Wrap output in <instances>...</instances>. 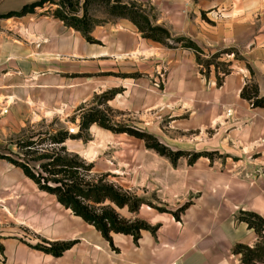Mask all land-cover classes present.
<instances>
[{
	"label": "rangeland",
	"instance_id": "obj_1",
	"mask_svg": "<svg viewBox=\"0 0 264 264\" xmlns=\"http://www.w3.org/2000/svg\"><path fill=\"white\" fill-rule=\"evenodd\" d=\"M83 1L76 3L78 13L83 12ZM127 1H134L154 23L170 22L176 27L171 31L173 36L183 35L185 0H174L176 18L172 20L168 9L171 0ZM89 11L95 22L103 19L97 15L110 13L105 3L97 0L89 2ZM168 40L175 45L144 37L142 43L128 47L123 54L119 53L123 48L109 46V56L103 57V62H81L79 72L53 78L47 87L34 79L31 108L15 111L16 125H0V153L21 157L15 141L26 134L46 135V131L54 133L62 127L77 132L81 114L94 104L105 110L111 123L151 132L173 149L208 150L210 154L192 163L188 156L174 163L148 146L144 138L113 131L97 122L91 125L87 140L77 137L65 141L69 152L94 163L92 177L108 179L144 198L137 211L116 206L121 215L153 223L159 216L164 220L174 217L171 211L185 203L188 206L180 211V219L175 218L182 224L198 219L199 225L221 214L224 223L230 220L232 230L225 227L219 235L226 250L219 257L223 262L245 264L234 246L239 241L251 240L254 244L258 236L238 215L240 209L263 211L264 187L255 186L264 182V163L255 166L253 157L240 156L237 146L231 143L229 150H224L219 147L223 143L215 139L214 126L203 127L209 92L194 75L198 70L209 76L211 70L205 74L207 69L197 57L191 60L197 53L193 49L184 50L182 42ZM226 47H202L201 59ZM230 59L237 58L225 51L217 58ZM110 89H117V93L105 100L103 93ZM80 222L82 218L59 203L55 194L40 188L20 166L0 157V264H7L1 247L3 239L14 237L37 248L33 245L55 241L47 236H55L57 227L63 229V235L84 234L86 230ZM229 242L231 247L225 248Z\"/></svg>",
	"mask_w": 264,
	"mask_h": 264
},
{
	"label": "crops",
	"instance_id": "obj_2",
	"mask_svg": "<svg viewBox=\"0 0 264 264\" xmlns=\"http://www.w3.org/2000/svg\"><path fill=\"white\" fill-rule=\"evenodd\" d=\"M34 1L37 0H0L3 127L16 125V110L31 108L34 79L39 81L38 85L47 87L53 78L62 79L64 74L79 72L81 62H103V57L109 56V46L123 48L119 52L123 54L145 37L130 18L107 13L96 16L103 19L95 22L91 31L102 43L89 41L81 30L54 15L60 0H45L24 14L3 15ZM168 9L170 20L175 19L174 0L168 3ZM182 19L183 35L201 47L235 46L245 57L232 59V70L221 84L215 68L209 76L196 70V81L206 84L209 92L203 127L214 126L215 139L223 143L219 147L224 150H229L231 143L237 146L240 156L253 157L255 166L264 163V107L253 106L241 96L242 87L252 75L247 62L252 65L264 94V0H185ZM161 23L170 31L176 29L170 22ZM196 57L194 53L191 60L196 61ZM263 184L255 187L263 188ZM260 212L264 215V209ZM175 218L174 215L164 220L159 216L149 222H161L156 233L143 228L138 240L132 233L112 231V242L82 218L84 234L63 235V229L57 227L55 236L45 235L54 240H74L61 255L27 246L14 237L3 239L1 244L7 264H233L219 257L226 252L219 235L225 227L232 230L230 220L224 223L222 215L216 214L213 220L198 225V219L182 224ZM226 247L230 248L231 243Z\"/></svg>",
	"mask_w": 264,
	"mask_h": 264
},
{
	"label": "trees",
	"instance_id": "obj_3",
	"mask_svg": "<svg viewBox=\"0 0 264 264\" xmlns=\"http://www.w3.org/2000/svg\"><path fill=\"white\" fill-rule=\"evenodd\" d=\"M45 0H37L24 5L20 10H12L5 14L20 15L34 9L37 4H42ZM79 0H60V6L53 11L64 21L81 30L89 41H100L91 35L95 20L89 13V2L84 0L82 3L83 12L80 15L78 5ZM107 5L108 11L113 15H121L130 18L137 24L142 35L148 38L159 40L168 45L175 44L169 41L182 42L185 47L193 48L197 52V60L202 63L208 74L211 70V64L214 63L218 83L223 82L226 74L231 72L233 60L218 61L217 58L223 51L233 53L236 58L244 59L237 47L229 46L221 51L212 53L208 58L201 59L202 47L191 37L185 35L173 36L171 31L164 25L154 23L140 6L134 1L125 0H97ZM78 6V7H77ZM224 66L221 67L219 64ZM251 71V77L246 80L241 90V96L248 99L253 106L264 107V94L260 91V85L256 78L252 65L247 62ZM117 89H110L103 93L105 100L115 96ZM109 128L116 132H128L140 138H144L148 146L153 147L161 154L168 156L174 163L182 156H188L189 162L196 161L202 155H208V150H198L191 152L187 149H173L163 143L151 132L126 126L115 125L110 122L105 110L94 104L85 109L81 114L80 128L77 132L69 128L62 127L56 132L46 131V135L41 133H31L20 136L15 143L22 153L19 158L0 153V157L9 159L15 165L20 166L25 174L32 178L40 188L51 192L57 196V199L67 208L81 216L86 221L95 225L101 231L104 237L112 242V231L132 233L136 240L141 235L143 228L156 233L160 224H151L145 219H130L121 215L116 206H127L131 211L139 210L145 202L144 198L124 189L108 179L103 177H92L91 173L94 167L93 162H88L78 153L69 152L65 141L68 138L81 137L88 139L89 129L93 123ZM49 140V141H47ZM188 203L183 204L171 212L177 219H180V211L184 210ZM160 210H167L165 207H158ZM238 219L247 222L250 228L257 233V240L254 244L239 241L234 246V252L240 253L242 261L245 264H259L264 260V216L250 209H240ZM74 244V240H55L48 241L47 244H35L33 246L41 248L54 255H61L63 251ZM1 247L3 245L1 244Z\"/></svg>",
	"mask_w": 264,
	"mask_h": 264
}]
</instances>
